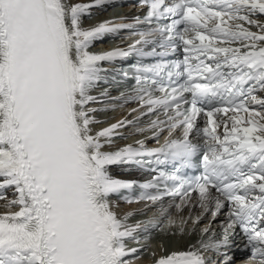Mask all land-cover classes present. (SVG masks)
Instances as JSON below:
<instances>
[{
    "label": "snow or ice",
    "instance_id": "1",
    "mask_svg": "<svg viewBox=\"0 0 264 264\" xmlns=\"http://www.w3.org/2000/svg\"><path fill=\"white\" fill-rule=\"evenodd\" d=\"M106 2L0 0V201L9 209L0 213V264L138 258L140 250L128 243H140L142 224L129 225L114 199L137 182L115 178L116 164L170 166L153 169L158 174L138 185L137 201L178 196L180 211L201 209L190 217L193 227L205 213L215 218L227 209L222 238L205 227L202 235H211L198 247L154 264H230L226 253L222 262L208 254L228 247L237 228L250 260L264 264V0H143V22L151 27L127 51L95 53L90 49L105 34L130 27H83L91 8ZM133 51L157 58L135 66V80L141 115L156 117L149 126L164 142L112 151L118 129L133 121L97 130L103 122L90 107L99 102L91 93L102 62ZM176 52L181 59H166ZM196 169L197 175L186 171Z\"/></svg>",
    "mask_w": 264,
    "mask_h": 264
},
{
    "label": "bare ground",
    "instance_id": "2",
    "mask_svg": "<svg viewBox=\"0 0 264 264\" xmlns=\"http://www.w3.org/2000/svg\"><path fill=\"white\" fill-rule=\"evenodd\" d=\"M80 1H84L83 3H88V4H91L94 2V0H87V1L86 0H78V2H80ZM109 4H110V1L107 0V2L105 4L91 8V10H90L91 14L90 15L93 17V19L89 20L88 23H86L85 25L82 24L83 27L88 28L91 26H95L99 23L100 19L107 17L106 14H104L103 17L98 16L97 12L100 8H105ZM124 9H127V8H124ZM124 9H122L123 12H124ZM95 13H97V14L94 16ZM110 16H112V15H110ZM85 17H88V15ZM124 208H128V207H124ZM116 211L118 212V214L123 212V210H120V209H116ZM0 212H3L2 208H0ZM200 214H201V209L198 206H196V207H191V206L184 207L183 211L175 209L169 218L177 222V228L180 229L181 222H182L181 220H179V218L187 221V223H185L183 233H181L177 229H174V232H172L173 233L172 235L177 236V238L180 236V239L176 238L175 242L169 241L168 244L162 248L160 242H162L165 239L164 237L166 236V239H169V238L171 239L170 231L168 232L169 227H165L161 232H159L154 237L156 242L159 244L158 249H153V250L150 249L148 255H145L144 257H142L140 259L133 260L132 264H137V263L150 264L149 262H152L155 258H159V256H163V255L167 254L171 250L183 249L182 247H184L188 242H193L199 236L207 235V234L202 235V229H204L205 227L209 226L212 229V231L217 233V230L220 227L219 222L221 219H223V214L221 213V214L217 215L215 218H213L210 214L205 213L201 217L199 224L196 225L195 227H193V225L191 223V219H195V217L199 216ZM190 217H191V219H190ZM167 222H169V220ZM175 226L176 225H174V228H175ZM187 238L188 239L190 238L192 240L190 241ZM153 253H155V256H153Z\"/></svg>",
    "mask_w": 264,
    "mask_h": 264
},
{
    "label": "rangeland",
    "instance_id": "3",
    "mask_svg": "<svg viewBox=\"0 0 264 264\" xmlns=\"http://www.w3.org/2000/svg\"><path fill=\"white\" fill-rule=\"evenodd\" d=\"M87 1V0H86ZM85 1V2H86ZM80 2H84V1H80ZM104 16V15H103ZM89 17V16H88ZM90 17H91V15H90ZM87 18V17H86ZM92 19H93V17H92ZM259 19H262V21L264 20L262 17H259ZM86 21H88V20H86ZM86 23H88V22H86ZM254 30L256 31V29L254 28ZM111 116V115H110ZM179 220H181V221H185V220H183V219H180L179 218ZM174 225H176L175 226V228H174ZM169 228V230H168V232L170 231V234H171V239L169 238V239H166V236L164 237L165 239L162 241V242H160L161 243V247L163 248V247H165V245H167L168 244V242L169 241H172V242H175L176 241V238H177V236H175V235H172L173 233L172 232H174V229H177V230H179L180 231V229H178L177 228V222L175 221V224H170V226H168ZM181 227V226H180ZM183 227H185V224H183ZM192 238V237H191ZM198 238V237H197ZM177 239H180V236L177 238ZM188 239V238H187ZM188 240H192V239H188ZM166 243V244H165ZM151 245H154V246H152V248H150V249H158V246H159V244L156 242V240L154 239L153 240V242L151 243Z\"/></svg>",
    "mask_w": 264,
    "mask_h": 264
}]
</instances>
